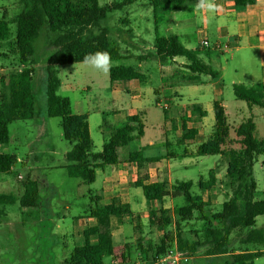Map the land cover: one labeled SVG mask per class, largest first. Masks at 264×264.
Returning <instances> with one entry per match:
<instances>
[{
	"label": "trees",
	"instance_id": "1",
	"mask_svg": "<svg viewBox=\"0 0 264 264\" xmlns=\"http://www.w3.org/2000/svg\"><path fill=\"white\" fill-rule=\"evenodd\" d=\"M23 11L11 21L6 17L0 19V60L8 57V53L18 56L19 65L4 69L0 77V147L10 144L9 127L14 122L30 121L38 117L35 108L34 94L35 77V40L44 32L55 37L58 48L46 59L47 61V112L48 118H60L63 136L72 145L66 157L70 164L66 166L69 177L80 179L84 184L91 185L97 180V172L119 163L118 142L124 136L137 133L143 137L145 125L138 114L131 117L123 126L111 130L105 140L102 151L96 152L94 141L90 134L88 117L73 112L71 101L59 95L62 82L58 67L83 63L86 54L95 51H108L112 61L127 60L121 48L110 39V32L104 26L108 15L122 10L131 4V0L112 5H101L100 0H21ZM149 5L156 13L160 9L173 6L179 9L185 5L195 4L196 0H149ZM238 7L256 3V0H235ZM17 26L13 41L11 24ZM11 47V49L9 48ZM8 47V49H7ZM155 56L162 64H169L177 57L185 58L187 69L194 75H206L213 79L220 73L204 63L200 52L187 49L177 36L157 37L153 44ZM6 50V51H5ZM151 54L140 56V60L150 58ZM139 80L146 83L147 76L136 66L116 65L110 69V83ZM234 97L244 101L252 109L264 108V85L247 86L235 84ZM197 110L198 106H194ZM205 115V112H201ZM165 114L167 112L165 111ZM215 125L212 136L201 144L194 152L195 157L220 156L228 157L227 175L230 180V200L222 209L210 216L205 213L209 206L202 194L210 191L216 184L214 170L209 172L206 181L196 184L194 181H175L170 186L166 182L145 183L140 181L143 196L148 204L163 202L166 198L183 199V206H175L176 229L168 230L172 225L171 210L161 208L150 211L149 226L151 229L162 230L163 235L149 243L139 237L135 244H125L116 248L113 244L111 220L131 217L129 207L116 200L107 207L92 209L88 218H95L97 226L88 227L83 234V244L76 247L64 260V264H107L106 259L114 257L118 264H125L132 258L133 251L138 253V261L151 262L168 253L177 246L180 250L195 254L204 246H209L210 256H227L226 264H255V260L264 256L258 250L264 246V227L257 228V218L264 216V200H257V181L254 177V166L260 156H264V139L256 135L254 117L245 119L242 123L232 125L226 108L222 102L214 103ZM196 131L187 130L184 139H194ZM138 157V155H137ZM132 162L140 163V158H131ZM16 165V157L12 154L0 153V174L10 173ZM198 188L201 195L194 192ZM16 202L13 195L0 194V205H10ZM23 209L40 208V195L37 183L28 180L25 183L24 194L20 197ZM195 213L197 218L206 222L203 230V240L189 241L183 236L181 223L189 222ZM0 214L1 211H0ZM102 230V231H101ZM235 231L244 232L241 244L254 248L239 253L230 252L232 235ZM94 238H96L94 240ZM135 248V250H134ZM136 264V263H131Z\"/></svg>",
	"mask_w": 264,
	"mask_h": 264
},
{
	"label": "rangeland",
	"instance_id": "2",
	"mask_svg": "<svg viewBox=\"0 0 264 264\" xmlns=\"http://www.w3.org/2000/svg\"><path fill=\"white\" fill-rule=\"evenodd\" d=\"M101 4L112 5L124 0H100ZM137 0H133L135 3ZM127 7V8H126ZM123 10L109 14L104 26L109 29L110 39L118 43L121 47L123 54L128 57V60L121 62L112 61L114 65H132L138 66L136 62H141L140 56L147 53L151 54L152 44L155 40V24L154 16L147 9L138 10L137 7L141 5H127ZM143 7V6H142ZM129 8V9H128ZM23 11V3L21 0H0V19L6 17L11 21ZM129 17L130 26L123 24L124 20ZM125 18V19H124ZM170 16H160L159 29L160 35H166L167 22L170 21ZM131 27V28H130ZM16 24H11L12 36L10 41H13L16 35ZM149 29V30H148ZM193 23L188 22L186 32H191ZM143 31L142 38L147 43L140 40L136 31ZM140 34V35H141ZM55 37L44 31L37 40H35V77H34V94L36 97L35 108L38 113L37 119L30 121L14 122L10 125V139L11 142L7 147H0V153L16 155L17 158L25 159V164L17 163L10 173L0 174V194L13 195L16 202L10 205L0 206V264H33V259L37 257V252L43 245L45 239L43 234L48 230L41 229L40 225H36L38 217L34 218L31 210L28 213L24 212L20 205V197L24 194L25 183L28 180L37 183L38 192L40 195L41 204V217L43 220H50L51 222L58 223L62 226L66 234L65 238L58 239L60 241V248L67 257L73 250L82 245L83 242L76 241L75 231L78 227L79 217H86L90 212V205L95 209V203L91 202L90 195L94 196L100 194L105 189L104 178L107 176L115 175L123 172L127 174L126 179L117 182V191L112 192L105 197L115 196L109 202L116 200L117 203H124L129 200L134 205L135 211L132 214V219L124 220L125 226V240L128 244H135L137 238L143 237L150 242H156L162 235V230H153L149 226L148 213L149 207L145 205L146 202L142 190L141 194H137L131 180L136 177L134 173L131 175L129 166L123 168L110 169L107 167L106 172L98 171L97 180L91 185L84 184L80 179L69 177L65 166L70 164L66 155L72 149V145L64 139L63 130L61 127L60 118H48L47 112V57L58 48ZM147 47H149L147 49ZM11 49V47L9 46ZM8 49V47H7ZM6 51V50H5ZM155 58V57H154ZM228 58V57H227ZM184 59V58H183ZM151 64V63H149ZM6 69L16 67L19 65L18 56L16 54L8 53V57L0 60V76L2 75L1 66ZM234 68V67H232ZM59 78L62 82V87L59 95L70 98L73 104L76 100H80L86 105L89 103L95 112H92L91 125H92V139L94 141L95 151H100L105 140L108 139L111 127H120L127 123L123 113L114 115L109 107L111 106V89H110V71L108 73L99 72L84 63H77L67 66L58 67ZM146 75L150 76L148 84H144L148 89H155L161 85V79L155 73L147 72L146 69L142 70ZM229 79V78H228ZM226 87L224 88L222 100L226 105L229 113V121L232 125L240 124L248 116L247 105L244 101H238L234 97V93L228 80H226ZM88 88V89H87ZM188 87L178 88L177 91L180 97L173 98L170 102L172 104V111L169 115V127H172L178 119L180 111H189L193 109V104H200L205 109L209 107L214 99V93L211 90L188 92ZM190 94V95H189ZM123 96L126 97L125 93ZM153 100L147 110V115L143 122L147 129L145 135L136 140L134 145L144 147L151 141L160 142L165 138V121L168 115H165V100L161 97V105L157 106L156 97L153 93L150 94ZM195 97L197 100H194ZM105 109H108L107 111ZM100 111V113H98ZM103 111H106L103 114ZM105 115V116H103ZM102 123L107 124L104 134H102L99 125ZM178 124V121L176 122ZM175 123V126H176ZM256 123V135L259 139H264V115L261 114L258 108ZM215 124L214 115L207 120L206 125L208 134L201 140L204 143L209 139L212 134V126ZM41 125V127H39ZM43 133L45 135L41 136ZM172 142V140H170ZM175 143L176 140H173ZM198 145V144H197ZM172 151L180 153L184 150V146L170 147ZM184 160H175L180 163ZM264 156L258 158L255 164L254 177L258 184V191L256 193L257 200H264V166L262 162ZM228 161H225L223 156H204L198 157L195 164L187 170H176L173 175L175 178L182 181L189 180H207L209 172L216 169L218 173H226ZM146 173H143L145 175ZM21 176L22 178H19ZM223 187L212 189L206 192L203 199L209 204L205 208L207 216L212 215L222 209L225 202L230 200L229 192V179L223 178ZM224 188V189H223ZM222 190V191H221ZM194 192L200 193L198 188H194ZM90 193V195H89ZM108 202V200H107ZM125 204V203H124ZM185 204L183 199L177 200L174 203L168 200L166 206L171 210V218L173 219L172 225L168 230L177 231L176 212L175 206H183ZM156 209L159 205H156ZM37 214L36 212L33 213ZM195 213L193 219L189 222L181 223L183 236L189 241L203 240V230L206 227V222L197 218ZM78 219V220H77ZM83 220V219H82ZM84 223V222H83ZM95 223V221H94ZM138 224L136 228L135 225ZM120 221L116 218L113 219V232L117 242L120 240V230L122 226ZM89 225H87L88 227ZM264 227V216L257 218V228ZM85 229V228H84ZM51 232V231H50ZM53 232V230H52ZM43 233V234H42ZM42 234V235H41ZM243 233L235 231L232 235V246L230 252H244L250 251L254 248L241 244ZM96 238H94L95 240ZM55 241L57 239L55 238ZM116 245H119L115 242ZM176 245V244H175ZM174 245V247H175ZM209 246L201 247L193 255L194 259L191 264H226L229 261L227 256H210L207 254ZM135 250V248H134ZM258 250H264V246H259ZM136 251V250H135ZM133 251L132 258L125 264L137 263L138 253ZM61 253V252H60ZM107 264H118L114 257L106 259ZM255 264H264V256L257 258Z\"/></svg>",
	"mask_w": 264,
	"mask_h": 264
},
{
	"label": "crops",
	"instance_id": "3",
	"mask_svg": "<svg viewBox=\"0 0 264 264\" xmlns=\"http://www.w3.org/2000/svg\"><path fill=\"white\" fill-rule=\"evenodd\" d=\"M131 1L132 3L127 5H141V7H137L138 10L147 9L153 14L155 24V39L157 37H169L171 35L177 36L181 43L187 49L200 52V58L204 61V63L211 66L215 71L220 73L219 78L216 79H213L212 77L206 75L196 76L187 69V60L181 57L175 58L173 62L169 64H162L155 56L156 53L153 49V44L155 42L154 40V42L150 44V48L152 47V50L150 51L152 56L148 59L141 60V62H136L138 64V66L136 67H138L141 71L143 69H146L147 72L150 73H155L156 70L157 75L162 81L159 87L153 90L146 88L144 84H148L150 76L146 75L143 71L142 73H144L148 78L146 83L144 84L136 79L117 82L114 86H111L110 83L111 97L109 99V103L111 101V106L109 107V110L114 115H120L121 113H123L127 122L131 117L138 114L141 116L142 121H144L149 105L153 101L150 96L151 93H153V95L156 97L155 100H157V106H160L162 103L161 97H163L166 102L164 106L167 107H165L164 113L166 111L167 114L165 115L168 116L166 118L164 127V131L166 134L164 141H151L144 147H138V145H134L136 140L139 139L137 133H133L130 136H124L118 142L119 163L116 166L110 167V169L123 168L122 170L125 171L124 167L129 166L132 170V172L130 171L131 175H133L132 173L136 175V177L131 180L136 190L135 192L137 194H140L142 197V188L138 186V183L140 181H144L145 183L166 182L170 186L175 181L179 180L173 175L176 170H187L191 168L193 164H195V160L198 157L193 156V154L197 150V148L201 144H203H200L199 142H201V140H203L208 134L206 122L212 116V114L214 115V103L216 101L222 102L223 106L226 108V112L229 118L228 109L222 100L224 88L227 86L226 80H228V84L230 85L232 90L235 84H244L247 86H253L255 84L264 85V0H256L255 4L247 5L244 7H238L235 0H216V3L219 5V7L218 10L214 13L198 12L195 10V4L185 5L179 9L170 6L165 9H160L155 13L153 8L149 5V0H137L135 3H133V0ZM127 5H125L124 7H126ZM123 9L124 8H122V10ZM167 15H169L171 18L170 21L167 22L168 26L165 31L166 35L161 36L159 29V18L160 16ZM189 21L193 23V29L191 30V32H186L185 30L183 31L182 29H186ZM123 24H130L129 17L124 20ZM141 33H143L142 30L140 32H137V37L143 42L147 43L146 40L142 38L143 34ZM204 40H208L211 43L210 48L202 47V42ZM116 44L118 45V43ZM217 44H221L223 48L218 49L216 47ZM226 46L228 47V49H226ZM148 48L149 47H147V49ZM4 69L5 67L2 65V72L4 71ZM186 87H188L187 90L189 93L195 91L204 92L206 90H211L214 93V99L206 109L200 104H193V106H198L197 110L193 107V109L189 111H180L178 113V119H176V122L178 121V124L175 122L176 126L174 123L172 127H169V115L172 111V104L170 102L173 98L181 96L177 91L178 88ZM123 93H125L126 97L123 96ZM68 99L70 100V98ZM193 99L197 100L195 97H193ZM71 104L73 112L75 114L86 115L88 117V124L92 137L91 118L92 112H95L93 107H91L89 103H86L87 106H85V104L78 99L76 100L75 104H73L71 101ZM246 107L248 110L247 118L252 116L255 120L258 108L260 109L261 114L264 115V108L254 107L250 109L248 106ZM105 110L107 111L108 109ZM106 111H103V114H106L104 113ZM201 112H205V115H202ZM98 113H100V111H98ZM35 119H37V117ZM143 123L145 125V122ZM214 125L212 126L213 130ZM39 127H41V125ZM99 127L102 134L106 133L104 132V129H107V124L102 123L101 125H99ZM114 128L116 127H111V130ZM146 129L147 127L145 125L144 135ZM111 130L109 131V136ZM187 130L196 131L194 139H184V134H186ZM43 135H45V133H43L41 136ZM170 140H172V142ZM173 140H176V142L174 143ZM172 145L184 146L185 148L182 152L177 153L172 151V149L170 148ZM100 151H102V149ZM14 156L16 157V155ZM132 156L140 158L143 161L140 163V165H138V163L131 161ZM220 156H223L225 161H229L226 155ZM178 159H182L184 161L176 163L175 160ZM17 163L25 164V159L16 157V164ZM262 165L264 166V161L262 162ZM106 169L102 172H105L107 174ZM212 170L215 171L217 178V184L212 189H218L219 186L223 187L222 182L224 180V175L228 178L227 170L226 173L224 172V175L218 173L216 169ZM143 173L146 174L143 175ZM126 176L127 174H124L123 172L119 173L117 176L106 175V177L104 178V191L94 196H91L89 193L90 200L91 202L95 203V207L98 206L101 208L110 205L112 202H109V200L114 199L115 196H108V198H110L108 199L107 197H105V195L117 191V182L125 180ZM200 181L206 180H194L196 184H198ZM228 191L229 192H227V194L230 196V183ZM205 193L202 194V197H204ZM197 194L201 195V192ZM168 200L172 199L166 198L163 200V202H153L150 204H148L144 200L143 202L145 205H148L150 213V211L157 212L161 208L170 209L166 206ZM172 201L176 203V200ZM124 203L122 204L128 206L129 210L133 214L135 208L132 202L126 200ZM156 205H159L158 209L155 208ZM92 209L93 207L92 205H90V211ZM23 210L24 212L28 213V210L31 209ZM41 211V208H38L35 210H31L30 212V215L32 214L34 218L38 217L39 219L35 224L40 225L39 227H41V229H46V231L48 230L47 233H42L45 239L43 240V245L41 246L40 250L37 252V257L33 259V264H64V260L67 258V253L65 254L60 248L61 243L60 241H58V239L65 238L66 234L60 224L53 221L51 222L50 220H43L40 216ZM35 212L37 214L34 215L33 213ZM79 219L80 220L75 231V236L77 239L76 241L83 242L84 231L88 227L97 226V220L95 218H88V214L86 217H79ZM113 219L114 217L111 220L113 244L116 248H121L123 245L127 244V241L125 240L126 236H124V228L126 226L124 225V220H130L132 219V216L124 217L120 221L124 226H122L120 230L119 242L116 241L115 233L112 230ZM87 225L89 226L87 227ZM135 227L137 228L138 224H136ZM55 238L57 239V241H55ZM115 242L119 245H116ZM261 251L264 252V250Z\"/></svg>",
	"mask_w": 264,
	"mask_h": 264
},
{
	"label": "clouds",
	"instance_id": "4",
	"mask_svg": "<svg viewBox=\"0 0 264 264\" xmlns=\"http://www.w3.org/2000/svg\"><path fill=\"white\" fill-rule=\"evenodd\" d=\"M218 7L219 5L216 3V0H196L195 3V10L201 13H214L218 10ZM82 62L105 74L108 73L112 67V58L108 51L99 50L88 53L84 56Z\"/></svg>",
	"mask_w": 264,
	"mask_h": 264
},
{
	"label": "built area",
	"instance_id": "5",
	"mask_svg": "<svg viewBox=\"0 0 264 264\" xmlns=\"http://www.w3.org/2000/svg\"><path fill=\"white\" fill-rule=\"evenodd\" d=\"M202 47L203 48H210L211 47V43L208 40H204L202 42ZM216 47L218 49H222L223 46L221 44H217ZM226 49H228V47L226 46ZM167 107V106H165ZM19 178H22L21 176ZM194 254L188 252V251H183L180 250L177 246H175L173 249H171L170 251H168L167 254H165L164 256L153 260L151 262H140L138 261L136 264H191V262L193 261Z\"/></svg>",
	"mask_w": 264,
	"mask_h": 264
}]
</instances>
